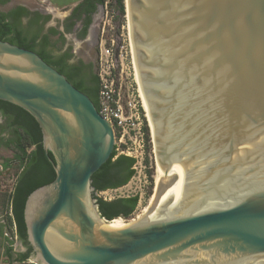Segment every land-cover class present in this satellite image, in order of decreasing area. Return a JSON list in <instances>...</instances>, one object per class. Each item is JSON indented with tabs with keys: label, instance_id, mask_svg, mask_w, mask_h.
<instances>
[{
	"label": "water",
	"instance_id": "water-1",
	"mask_svg": "<svg viewBox=\"0 0 264 264\" xmlns=\"http://www.w3.org/2000/svg\"><path fill=\"white\" fill-rule=\"evenodd\" d=\"M124 5L154 161L149 206L129 223L107 225L92 195L111 122L36 53L0 40V100L34 118L55 173L25 201L30 260L264 264V0Z\"/></svg>",
	"mask_w": 264,
	"mask_h": 264
},
{
	"label": "trees",
	"instance_id": "trees-1",
	"mask_svg": "<svg viewBox=\"0 0 264 264\" xmlns=\"http://www.w3.org/2000/svg\"><path fill=\"white\" fill-rule=\"evenodd\" d=\"M9 1L0 0V5ZM104 3L105 0H81L71 9L72 14L67 18L68 20L76 15L77 20L69 23L65 33H70L77 21L85 18L80 33V38H84L91 24L92 14L98 5H104ZM111 4L121 17L125 14L124 0H112ZM31 14L33 12L21 6H15L7 12H0V40L35 52L43 61L61 73L76 89L87 95L98 110L100 82L92 70V64L85 65L83 61L80 62L89 69V78H82L78 68L67 65L66 59L70 56L69 54H55L54 50H59L57 43L64 42V35L56 28H50L43 33V26L39 24L41 16L37 11L23 24L22 19ZM47 19L49 16H46ZM54 37H57L56 40H51ZM0 117L3 119V123L0 124V134L9 135L8 138H0V147L14 149V160L24 164L4 202L9 211V219L15 226V237L25 248V252L17 255L14 261L21 263L28 260L32 254L27 242L23 219L25 201L33 190L52 182L55 173L43 152L41 132L34 118L22 108L2 100H0ZM143 131L147 144L150 142L148 127L145 126ZM115 149L109 159L91 177L92 195L98 212L108 221L119 217H130L138 203L137 195L119 197L109 201L97 197V192L120 188L134 176L135 161L127 156L117 155ZM3 166L6 167L7 164ZM4 227L5 224L0 223V236L2 237ZM12 245V240L3 237L4 256L9 260L12 257Z\"/></svg>",
	"mask_w": 264,
	"mask_h": 264
},
{
	"label": "rangeland",
	"instance_id": "rangeland-1",
	"mask_svg": "<svg viewBox=\"0 0 264 264\" xmlns=\"http://www.w3.org/2000/svg\"><path fill=\"white\" fill-rule=\"evenodd\" d=\"M111 2L112 0H105L104 5L97 6L91 16L88 34L84 38H75L71 31L65 33L64 42L57 43V47L60 50L65 43L70 44L76 57L85 64H92V70L99 78L100 90L104 83L115 89L110 100L101 97L99 93L98 103L99 106L107 103L115 106L114 101L125 120L121 125L115 122L111 123L117 155H124L128 150H132L142 135L143 154L142 159L138 158L133 166L134 176L120 188L97 192V197L106 201L137 195L138 203L130 217L113 219L129 223L143 216L149 206L154 191V161L150 142L146 144L143 131L146 123L129 51L127 15L125 12L121 17ZM19 4L26 6L29 10H39L43 14H49L48 23L43 27V33H46L50 26L61 29L62 22L70 13V9H56L45 0H10L8 3L0 5V12H7ZM24 23L25 21H23ZM77 25L76 23L73 30ZM56 38H51V40L54 41ZM104 49L110 50V56L105 54ZM59 50H54L55 54ZM2 121L0 119V124ZM2 138H8V136ZM14 154V149L0 147V223L5 224L3 237H8L13 241L12 257L9 260L4 256L3 237L0 236V264H15L17 255L25 252L24 246L15 237L13 223L9 219V211L4 203L24 165L20 161L14 160ZM3 164H7V166L4 167ZM33 256L31 254L29 259L33 260Z\"/></svg>",
	"mask_w": 264,
	"mask_h": 264
},
{
	"label": "flooded vegetation",
	"instance_id": "flooded-vegetation-1",
	"mask_svg": "<svg viewBox=\"0 0 264 264\" xmlns=\"http://www.w3.org/2000/svg\"><path fill=\"white\" fill-rule=\"evenodd\" d=\"M17 6H21V7H26V6H24V5H17ZM27 8V7H26ZM28 9V8H27ZM29 10V9H28ZM31 12H33V14H31V15H29V16H27L26 18H23L22 19V22L23 21H27L29 18H32L33 16H34V12H38L39 14V16H41V18H40V20H39V24H41L43 27L44 26H46V24L48 23V19L46 20V16H49V14H43L41 11H39V10H30ZM71 10H70V13H69V15L67 16V18H69L70 16H71ZM67 18H65V20L62 22V24H61V29H58V31L59 32H61L63 35H65V29H66V27L69 25V23L71 22V21H73V20H77V16L76 15H74L73 17H71V19H68L67 20ZM84 19L85 18H83V19H79L78 21H77V26H76V28L74 29V30H72L73 31V33H74V35H75V38H77V39H79L80 38V33H81V31H82V29H83V26H84ZM50 28H53L52 26H50V27H48L47 29H50ZM88 34V33H87ZM86 34V35H87ZM81 40H83V39H81ZM35 53V52H34ZM58 53V55L60 54V55H62V54H69L70 56L66 59V63H67V65H70V66H75L76 68H78L79 69V74H80V76L82 77V78H84V79H88L89 78V69H88V67H86L85 65V62H83L85 65H81V61L82 60H80V58H78V57H76V55H75V52L73 51V49H72V47H71V45L70 44H67V43H65L64 44V46L57 52ZM56 53V54H57ZM86 82H87V80H86ZM0 119H1V121L3 120L1 117H0ZM1 123H3V121L1 122ZM3 136H9V135H7V134H4V133H2V134H0V138L1 137H3Z\"/></svg>",
	"mask_w": 264,
	"mask_h": 264
},
{
	"label": "built area",
	"instance_id": "built-area-1",
	"mask_svg": "<svg viewBox=\"0 0 264 264\" xmlns=\"http://www.w3.org/2000/svg\"><path fill=\"white\" fill-rule=\"evenodd\" d=\"M105 54L107 56H110V50L109 49H104ZM101 97L107 98L110 100L113 96L112 93H115V89L112 88V86H107L106 83L102 84L101 90L99 91ZM114 105L116 106H111L108 103L107 104H101L98 109V113L107 121L111 122L112 124L117 123L118 125H121L123 121H125L120 113V108L115 104L113 101ZM142 115V114H141ZM140 129V128H138ZM139 133V130H138ZM141 135V134H140ZM142 135L140 138L137 140L136 146L132 150H128L124 156H127L129 158H132L135 162L138 160V158L142 159V154H143V140L141 139ZM14 232H15V226L13 224ZM13 246V245H12ZM18 264H37L33 262L32 260L28 259L24 262L18 263Z\"/></svg>",
	"mask_w": 264,
	"mask_h": 264
},
{
	"label": "crops",
	"instance_id": "crops-1",
	"mask_svg": "<svg viewBox=\"0 0 264 264\" xmlns=\"http://www.w3.org/2000/svg\"><path fill=\"white\" fill-rule=\"evenodd\" d=\"M47 1L52 7L56 9H72L75 7L81 0H45ZM19 262H16L15 264H18Z\"/></svg>",
	"mask_w": 264,
	"mask_h": 264
},
{
	"label": "bare ground",
	"instance_id": "bare-ground-1",
	"mask_svg": "<svg viewBox=\"0 0 264 264\" xmlns=\"http://www.w3.org/2000/svg\"><path fill=\"white\" fill-rule=\"evenodd\" d=\"M127 13V12H126ZM127 15V14H126ZM151 201V200H150ZM119 222H121V221H119V220H112V221H109V222H107L106 224L107 225H110V224H115V223H119ZM106 224H105V226H106Z\"/></svg>",
	"mask_w": 264,
	"mask_h": 264
}]
</instances>
